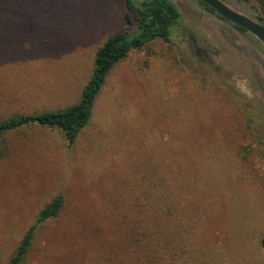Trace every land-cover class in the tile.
Here are the masks:
<instances>
[{"label": "rangeland", "instance_id": "1", "mask_svg": "<svg viewBox=\"0 0 264 264\" xmlns=\"http://www.w3.org/2000/svg\"><path fill=\"white\" fill-rule=\"evenodd\" d=\"M15 1L0 22V120L76 103L96 49L132 30L124 0ZM172 2L170 42L114 66L73 144L38 127L1 138L0 264L57 196L25 264H264V45L197 0ZM142 180L175 187L180 245H132Z\"/></svg>", "mask_w": 264, "mask_h": 264}, {"label": "trees", "instance_id": "2", "mask_svg": "<svg viewBox=\"0 0 264 264\" xmlns=\"http://www.w3.org/2000/svg\"><path fill=\"white\" fill-rule=\"evenodd\" d=\"M205 10L217 14L212 8L197 0ZM249 10L257 23L264 29V0H235ZM15 0H0V22L7 18L6 3ZM124 20L132 27L130 33L120 32L107 38L94 55L90 76L82 88L78 101L64 109L43 111L33 114L12 116L0 120V141L9 133L22 128L38 127L60 131L69 145L73 144L79 131L90 121L92 109L107 76L119 62L134 50H140L151 43H169L173 31L181 21V15L172 0H124ZM218 15V14H217ZM219 16V15H218ZM239 31L244 29L237 27ZM175 187L166 192L164 185L156 181L146 185L142 180L137 184L135 196V218L139 231L132 237V245H180V209ZM180 192V191H179ZM157 195L154 202L152 197ZM63 207V199L57 196L46 204L36 215L31 226L23 234L14 249L8 264H25L39 226L55 219ZM173 221L172 225L169 224ZM264 251V237L261 239ZM92 261L87 264H93Z\"/></svg>", "mask_w": 264, "mask_h": 264}, {"label": "water", "instance_id": "3", "mask_svg": "<svg viewBox=\"0 0 264 264\" xmlns=\"http://www.w3.org/2000/svg\"><path fill=\"white\" fill-rule=\"evenodd\" d=\"M212 8L220 17L234 26L240 27L264 45V29L247 16L228 8L221 0H199Z\"/></svg>", "mask_w": 264, "mask_h": 264}, {"label": "crops", "instance_id": "4", "mask_svg": "<svg viewBox=\"0 0 264 264\" xmlns=\"http://www.w3.org/2000/svg\"><path fill=\"white\" fill-rule=\"evenodd\" d=\"M64 109V108H63Z\"/></svg>", "mask_w": 264, "mask_h": 264}]
</instances>
